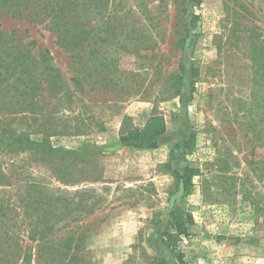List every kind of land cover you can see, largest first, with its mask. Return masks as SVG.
I'll list each match as a JSON object with an SVG mask.
<instances>
[{
	"label": "rangeland",
	"instance_id": "1",
	"mask_svg": "<svg viewBox=\"0 0 264 264\" xmlns=\"http://www.w3.org/2000/svg\"><path fill=\"white\" fill-rule=\"evenodd\" d=\"M0 15L1 47L27 65L0 84V256L179 264L162 236L179 206L188 264H264V0H93L89 76L47 21ZM152 115L157 148L120 144Z\"/></svg>",
	"mask_w": 264,
	"mask_h": 264
},
{
	"label": "trees",
	"instance_id": "2",
	"mask_svg": "<svg viewBox=\"0 0 264 264\" xmlns=\"http://www.w3.org/2000/svg\"><path fill=\"white\" fill-rule=\"evenodd\" d=\"M101 2L102 0H97ZM197 2L199 0H193ZM93 0H0V13L2 10L15 18H26L32 22H45L47 27L55 32L57 44L65 51L70 52L72 61H78L86 75H90V13ZM1 16V15H0ZM3 31L0 30V84L10 77L17 75L21 77L27 65L22 63L20 56L15 55L10 58L7 49H3L1 38ZM95 70V69H94ZM74 73H79L73 70ZM96 71V70H95ZM93 71H91L92 73ZM76 82L79 78L72 76ZM192 93V92H191ZM166 124L162 116H150L143 126L129 127L119 132V142L122 145L134 149H155L159 145V138L165 133ZM21 139L18 140V142ZM195 141V133L190 132L188 138L181 144L176 143L170 148V159L174 157L175 149H188ZM22 148H30L42 152L46 156L53 155L55 148L49 139L43 138L34 141L29 138L23 139ZM17 148L18 146H14ZM182 191L189 189L192 185V177L196 173L192 167L185 166L181 170L172 169ZM179 188V189H180ZM188 221L186 212L179 206H175L169 213L165 229L162 231L163 243L170 250L179 264H188L184 260L183 252L177 247L176 238L186 231ZM18 257L0 256V264H15ZM22 264H31L30 257L21 258ZM39 264V262H37ZM155 264H169L164 258H157Z\"/></svg>",
	"mask_w": 264,
	"mask_h": 264
}]
</instances>
